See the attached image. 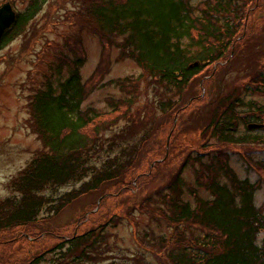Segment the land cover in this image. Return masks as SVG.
Returning <instances> with one entry per match:
<instances>
[{
  "label": "trees",
  "instance_id": "obj_1",
  "mask_svg": "<svg viewBox=\"0 0 264 264\" xmlns=\"http://www.w3.org/2000/svg\"><path fill=\"white\" fill-rule=\"evenodd\" d=\"M251 1L85 0V12L97 23L94 30L104 45L117 44L120 54L136 61L158 88L176 89L180 97L158 102L161 115L169 121L168 117L180 109L179 100L194 77L226 54L238 31L236 22L244 17ZM45 2L38 0L21 15L6 43L26 29ZM119 37L121 40L114 43ZM67 59L63 60L67 76L61 71L54 81L47 76L45 86L31 97V127L44 148L13 178L14 194L0 201V233L34 225L41 216L51 217L74 200L107 187L124 194L122 214L112 213L111 225L138 204L151 221H164L173 228L168 235L153 234L144 242L165 257L167 264H264V207L256 202L262 183L240 179L227 163H216L212 155L206 163L197 153L186 164L194 169L192 182L179 172L173 179L172 167L167 192L144 200L141 192L157 171L169 167V159L140 177L132 175L142 153L139 147L149 137L140 136L134 143L136 129L146 128V119L134 117V94L127 87L133 94L129 99H109L110 111L84 108L95 88L82 79L84 58ZM196 61L201 65L193 66ZM98 71L103 76L107 65L101 62L95 74ZM227 112L234 117L232 109ZM120 116L127 119L125 127H119ZM223 123V128L230 124ZM114 128L116 131L106 137ZM218 133L219 140L226 143L248 139L225 129ZM127 177L130 180L125 182ZM70 183L80 185L58 197L46 192ZM105 223L80 235L59 238L26 264H95L106 259L110 264H126L127 256L114 253L119 246L109 242L110 224ZM142 258L139 255L132 260L150 264Z\"/></svg>",
  "mask_w": 264,
  "mask_h": 264
},
{
  "label": "rangeland",
  "instance_id": "obj_2",
  "mask_svg": "<svg viewBox=\"0 0 264 264\" xmlns=\"http://www.w3.org/2000/svg\"><path fill=\"white\" fill-rule=\"evenodd\" d=\"M29 1L16 0L17 7L25 10ZM3 2L6 0H0V3ZM85 5H87L85 0H46L42 10L28 25L27 31L17 36L10 44L0 48V201L14 194L11 188L13 177L18 175L19 171L24 169L44 148L42 141L31 127L29 103L32 95L38 88L44 87L45 75L50 76L53 81L59 77L58 68L63 65V58L74 59L77 56L85 59L81 69L83 80L95 88L83 103L84 108L94 107L99 111H108L111 109L108 98L129 99L134 94L132 96V102L136 100L133 104V111L136 110L134 117L141 120L146 119L144 121L146 128L136 129L137 134L134 136L135 143L140 136L149 134L148 139L142 141L139 147L142 153L137 162L138 168L133 170L132 175L152 170L153 159H162L163 156V160L169 159V167L163 166L155 173L153 180L146 184L141 192L143 198H157L161 193L167 192V181L171 177L169 176L170 170L182 163L183 154L188 150H185L184 145H191V142L198 143L201 137H203L201 140L203 146L201 147V143L198 144L196 146L198 151L211 150V153L203 158L204 162H209L211 155L219 164H221L219 161L225 158L229 166L242 179L248 177L252 182L261 180L264 185V130L258 129L252 132L255 138H259L257 141L240 145L224 144L221 145L220 151L216 150L220 143L214 136L211 139L208 138V141L205 140L208 143L204 141L209 135L206 132L207 124L214 116L212 111L209 113V108L217 106L221 100H224L223 96H219L218 93L220 84L226 83L224 88L227 91L236 87L243 103L236 105L240 113L252 111V102L264 106V88L263 93L257 92L254 87L246 88L248 78H245L251 75L250 71L254 70L257 64L258 70L264 71V40H262L264 30L261 33L256 31L261 25L262 28L264 26V19L258 18L260 11H264V0H260L258 11L251 13V18L248 20V24L252 25L253 22L254 28L252 32L248 30L247 33L253 36L249 35L250 38L243 43L244 47L238 50L236 57L238 61L234 59L221 77L214 74V65L206 67L199 73L200 75L189 86V90L180 98V107L194 101L190 109L182 111L184 113H174L178 116L176 122L174 114V117H168L170 120L166 121L158 106L162 98L166 99L171 96L177 99L180 97L176 89L169 91L164 87L158 88L136 61L120 54L117 44L113 47L108 43L102 44L99 36L89 24L91 19L85 12ZM260 16H264V13ZM93 24L97 25L96 22ZM239 30L238 33L242 34V27ZM258 32L259 34L254 36ZM120 40L121 37L115 38L113 42L117 43ZM262 58V63L259 64ZM239 59L243 60V65L240 64ZM101 62L102 65H107L108 69L103 76L99 73L95 74ZM62 70L65 77L67 67H63ZM262 77L264 78V72ZM258 85L259 89H262L264 84L259 82ZM127 87H130L133 94L128 92ZM203 88L205 93H203ZM118 120H120L119 127H125L128 124L127 119L122 116ZM244 125L241 120L237 133L246 134ZM115 128L107 132L106 137L111 136L116 131ZM168 141L170 146L167 147ZM195 154L194 152L192 156ZM183 174L184 179L192 182L193 167L188 165ZM130 177H127L125 182L130 180ZM79 185L80 183H70L55 191L48 189L46 192L50 197H58L78 188ZM103 191L73 201L61 212L48 218H41V222L36 225L21 226L1 232L0 264L27 262L32 256L57 242L58 238L72 235L75 229L81 233L96 222L109 220L111 213L122 204L123 196L121 194L117 195L118 197L112 196L96 208L95 203L105 193ZM118 191L114 189L111 193L117 194ZM134 191L138 193L139 189ZM187 197L190 195L187 194ZM256 202L264 206V187L256 193ZM123 207L121 206L116 213H120ZM139 207L140 205L136 204L133 211L132 208L131 210L128 208V212L125 211L124 215L127 213L129 215L118 220L117 226L110 227L109 242L119 246V251L115 249L114 253L127 256L128 258L124 260L126 264H139L138 261L135 263L132 260L133 257L139 255H143L142 259L150 264H167L168 260L165 257L151 247L142 244L147 242L153 234H170L173 228L168 227L164 221L161 223L151 221L148 215L140 212ZM136 228L143 243L135 237ZM41 264L49 263L42 261ZM95 264H110V262L106 259Z\"/></svg>",
  "mask_w": 264,
  "mask_h": 264
},
{
  "label": "water",
  "instance_id": "obj_3",
  "mask_svg": "<svg viewBox=\"0 0 264 264\" xmlns=\"http://www.w3.org/2000/svg\"><path fill=\"white\" fill-rule=\"evenodd\" d=\"M14 20V15L10 8L5 5L0 10V37L2 36L6 27H8Z\"/></svg>",
  "mask_w": 264,
  "mask_h": 264
}]
</instances>
